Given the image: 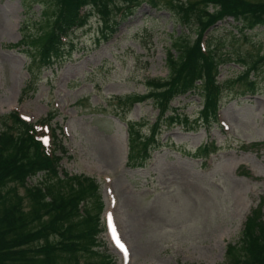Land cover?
<instances>
[{"label":"rangeland","instance_id":"374dc122","mask_svg":"<svg viewBox=\"0 0 264 264\" xmlns=\"http://www.w3.org/2000/svg\"><path fill=\"white\" fill-rule=\"evenodd\" d=\"M142 1L133 15L123 11L133 0L110 5L109 28L102 14L93 13L61 57L39 69L37 48L29 42L42 33L51 6L45 0H0V116L18 111L34 123L57 113L53 126H63L73 158L62 169L96 179L106 227L108 221L127 248L122 254L108 232L102 234L99 251L114 264H225L228 245H240L248 217L264 206V67L250 76L254 92L238 79L245 70L240 59L251 65L264 54V26L243 37L240 23L227 18L207 32V44L212 40L218 54L231 59L220 68L216 123L200 119L198 89L170 104L168 112L188 116L187 125H160L152 100L123 111L118 98L146 94L148 80L168 77L172 38L196 37L171 5L180 0ZM137 122L145 123L143 133L156 123L161 129L144 168L127 164L128 124Z\"/></svg>","mask_w":264,"mask_h":264},{"label":"trees","instance_id":"16d2710c","mask_svg":"<svg viewBox=\"0 0 264 264\" xmlns=\"http://www.w3.org/2000/svg\"><path fill=\"white\" fill-rule=\"evenodd\" d=\"M117 1L45 0L52 11H45L42 33L29 42L37 48L33 59L40 61L39 69L49 67L61 57L62 39L85 27L93 13L102 14L105 28H109L107 21L112 12L109 7H115ZM142 2L133 0L132 7L126 9L131 13ZM152 4L157 6V2ZM171 5L177 8L180 23L186 30H193L196 38L185 33L172 38L166 52L168 77L148 80L146 94L118 99L123 111L152 100L160 111L159 120L163 119L160 125H187L189 117L177 111L168 112L170 104L177 97L199 89L204 106L200 119L214 124L223 93V84L218 80L220 67L231 59L219 55L212 40L207 44L205 33L231 18L240 23L238 32L245 37L246 31L264 26V1L180 0ZM240 62L245 70L238 79L247 80L249 90L254 92L255 80H250V76L264 67V54H258L251 65L245 59ZM55 118L56 114H50L42 124ZM160 125L149 126L147 134L142 132L145 123L128 124V166L145 167ZM51 133L52 146H45L39 130L18 112L0 116V264H80L81 258L90 260L85 264H114L109 255L99 251L105 232V204L100 186L95 178L70 175L61 168L62 161L71 160L72 155L55 129ZM209 153V147L205 146V155ZM41 173V181L30 186L29 181ZM263 207L248 217L240 245H228L226 264H264Z\"/></svg>","mask_w":264,"mask_h":264},{"label":"snow or ice","instance_id":"6c2138e0","mask_svg":"<svg viewBox=\"0 0 264 264\" xmlns=\"http://www.w3.org/2000/svg\"><path fill=\"white\" fill-rule=\"evenodd\" d=\"M45 142H47V141H45ZM118 243H119V241H118ZM121 247H123V245H120Z\"/></svg>","mask_w":264,"mask_h":264}]
</instances>
